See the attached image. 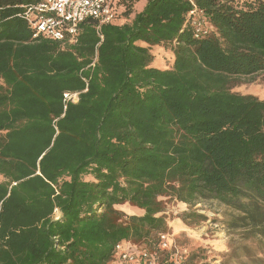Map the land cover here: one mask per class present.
<instances>
[{"label": "trees", "instance_id": "trees-1", "mask_svg": "<svg viewBox=\"0 0 264 264\" xmlns=\"http://www.w3.org/2000/svg\"><path fill=\"white\" fill-rule=\"evenodd\" d=\"M35 1L0 0V264H113L121 242L201 264L161 245L171 203L228 206L262 251L264 98L234 88L264 73V0L121 1L73 43L33 37Z\"/></svg>", "mask_w": 264, "mask_h": 264}, {"label": "rangeland", "instance_id": "rangeland-1", "mask_svg": "<svg viewBox=\"0 0 264 264\" xmlns=\"http://www.w3.org/2000/svg\"><path fill=\"white\" fill-rule=\"evenodd\" d=\"M141 2L142 0H139L134 5L137 7L135 13L140 9ZM117 22L125 23L127 18ZM153 50L157 54L153 64L166 68L168 58L161 55L163 50L158 47ZM234 91L264 98V73L241 78ZM2 180L0 176V181ZM121 209L128 214L142 213L141 209L128 204L121 206ZM190 210H195L206 218L196 222L182 221V214ZM235 214L236 211L228 206L215 202L198 203L192 209L183 203L169 204L165 216L169 222L168 240L173 241L175 254L180 252L182 257L179 259H182L193 251H201L206 257H199L201 264H260L259 259L264 260V248L260 251L259 245L248 239L244 232L229 231L227 221Z\"/></svg>", "mask_w": 264, "mask_h": 264}, {"label": "built area", "instance_id": "built-area-1", "mask_svg": "<svg viewBox=\"0 0 264 264\" xmlns=\"http://www.w3.org/2000/svg\"><path fill=\"white\" fill-rule=\"evenodd\" d=\"M121 1L128 0H36L23 6L22 17L29 23L33 37H47L63 43H73L80 24L87 19H94L102 24L117 20V8ZM201 12H191L195 36H205L208 30L200 18ZM192 15H196L192 19ZM67 98L77 99L76 94L66 93ZM168 235H162V247L168 246ZM177 257H182L180 252ZM157 264V256L148 250L136 249L127 242L115 247L113 264Z\"/></svg>", "mask_w": 264, "mask_h": 264}]
</instances>
